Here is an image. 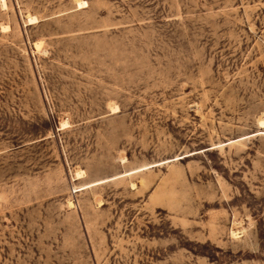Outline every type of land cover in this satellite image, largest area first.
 <instances>
[{
	"label": "rangeland",
	"instance_id": "rangeland-1",
	"mask_svg": "<svg viewBox=\"0 0 264 264\" xmlns=\"http://www.w3.org/2000/svg\"><path fill=\"white\" fill-rule=\"evenodd\" d=\"M83 1L0 0V264H264V0Z\"/></svg>",
	"mask_w": 264,
	"mask_h": 264
},
{
	"label": "bare ground",
	"instance_id": "bare-ground-1",
	"mask_svg": "<svg viewBox=\"0 0 264 264\" xmlns=\"http://www.w3.org/2000/svg\"><path fill=\"white\" fill-rule=\"evenodd\" d=\"M77 4L79 5V6H81V7H84V5L86 4L85 3V1H83V0H77ZM4 5H5V0H1V6L2 7H4ZM33 20H36V18L34 17V16H32V15H29L28 16V21H31V22H33ZM36 46L37 47H39V44L38 43H36ZM117 106H115L114 108H113V110H115V108H116ZM118 109V108H117ZM64 123V122H63ZM259 125H260V127H264V119L263 120H259ZM83 173V172H82ZM80 171L77 173V175H80V174H82ZM70 204H71V202H69ZM234 235H236V233H233Z\"/></svg>",
	"mask_w": 264,
	"mask_h": 264
}]
</instances>
